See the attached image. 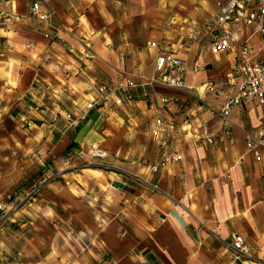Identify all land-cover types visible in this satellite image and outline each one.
Wrapping results in <instances>:
<instances>
[{"label": "crops", "instance_id": "0c3cea01", "mask_svg": "<svg viewBox=\"0 0 264 264\" xmlns=\"http://www.w3.org/2000/svg\"><path fill=\"white\" fill-rule=\"evenodd\" d=\"M32 1L0 0V264H264V160L246 151L264 100L233 107L225 134V96L198 87L226 84L238 47L213 54L207 31L186 37L217 0H49V26L28 17ZM57 27L64 40L44 36ZM246 38L264 54V38ZM168 52L186 65L184 87L147 84ZM99 83L131 99L68 121ZM158 117L189 125L169 146L181 158L152 172ZM200 125L221 141L198 137ZM91 145L106 156L86 164ZM232 234L250 244L247 261L224 248Z\"/></svg>", "mask_w": 264, "mask_h": 264}, {"label": "built area", "instance_id": "2783aa9c", "mask_svg": "<svg viewBox=\"0 0 264 264\" xmlns=\"http://www.w3.org/2000/svg\"><path fill=\"white\" fill-rule=\"evenodd\" d=\"M48 2L49 0H33L28 9V17L49 26L53 12L44 6V3ZM216 7V11L211 14L204 25L198 24L194 19L188 20L186 37L188 41L195 40L202 31H207L211 36L209 50L213 54L235 46L238 47L239 59L234 74L224 84L228 86V92L224 90V85L216 86L210 82L203 83L198 87L200 90L215 96H225V102L217 115L222 122L224 133L229 134V115L233 107L243 103L250 104L264 100V54L255 56L246 38L248 31L258 38H264V0H217ZM65 30L63 27H57L53 33L45 31L44 36L53 40H64L62 33ZM67 31L71 32L70 29ZM149 45L157 47L154 42H150ZM120 60L123 61V56L120 57ZM155 70L157 74L149 77L147 84H161L175 88L184 87L183 77L186 72V65L171 52L157 56ZM89 89L97 93V98L87 102L81 112L67 113L66 119L68 121L83 120L95 105L105 102L110 97H113L117 105H120L124 98L131 99L130 94H126L124 97L114 94V91L109 89L105 83H99ZM143 96H147L146 89L143 90ZM187 125H189V120L186 118L180 122H175L172 118L158 117L154 121L150 134L158 146L159 160L150 167L152 172H156L171 160L181 158L177 152H169V146L176 135L184 133ZM196 135L203 138L208 144L217 145L221 141V138L211 134L205 125H200V133ZM246 151L256 160H264V125L249 137L246 142ZM105 156L106 153L103 150L91 145L88 151L89 160L92 158L104 159ZM38 185L34 184L27 190L23 196V202H26L37 191ZM151 189L154 192L160 191L156 185H152ZM18 206L19 204L12 205L11 210H16ZM2 209L3 206L0 204V210ZM224 248L231 253L236 261H247L251 256L250 244L238 234H232L229 241L224 243Z\"/></svg>", "mask_w": 264, "mask_h": 264}, {"label": "rangeland", "instance_id": "374dc122", "mask_svg": "<svg viewBox=\"0 0 264 264\" xmlns=\"http://www.w3.org/2000/svg\"><path fill=\"white\" fill-rule=\"evenodd\" d=\"M93 146H94V145H93ZM95 146H96V145H95ZM90 147H91V146H90ZM90 147H89V150H90ZM89 150H88V151H89ZM79 153H81V152H79ZM88 160H89V157H88ZM99 160H101V159H99ZM86 161H87V160H86ZM86 161H85V163L88 164V163H91L92 161H96V159H95V158H92V159H90L89 161H87V162H86ZM38 184H39V185H38L37 191H36L34 194H32L31 197L28 198L29 201H32V199L35 198L36 195L39 194V191L41 190V185H42V184H41V183H38ZM29 189H30V188H29Z\"/></svg>", "mask_w": 264, "mask_h": 264}]
</instances>
